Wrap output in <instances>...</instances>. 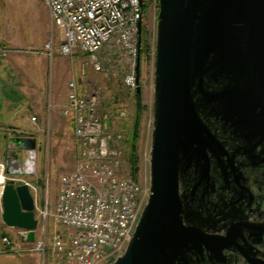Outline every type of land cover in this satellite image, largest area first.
<instances>
[{
    "label": "rangeland",
    "instance_id": "374dc122",
    "mask_svg": "<svg viewBox=\"0 0 264 264\" xmlns=\"http://www.w3.org/2000/svg\"><path fill=\"white\" fill-rule=\"evenodd\" d=\"M143 2L146 9L142 21L141 40L144 36L149 49H145L143 54L140 49V84L147 108L142 116L138 143L140 161L137 180L146 191L144 205L146 209L152 185L151 155L157 109V49L163 3L162 0ZM214 20L218 22L217 19ZM213 35L214 33L211 35L212 38ZM53 37L54 52L50 54L46 44ZM62 38L63 30L53 31L49 10L43 0H0V67L7 68L8 75L12 77L9 82L12 81L14 85L9 86H12L10 90L14 91L18 98L16 100L23 97L22 85H25L27 90L26 96L29 95L27 102L30 107L15 113V124L22 125L15 126V129L32 134L38 140L34 171L25 172L22 169L17 174H7L5 147L9 143H6L7 139L3 132L9 136V131L0 130L2 132L0 165H5L3 176L6 181L14 178L17 183L31 184V191L36 201V217L39 225L45 222L48 236L45 257L34 256L27 252L26 243L21 241L18 228L9 227L2 220L0 195V264H62L53 252L52 234L55 230L63 231V228L56 225L52 213L58 199L61 174L76 168L77 145L70 117L65 115L62 107L59 108L57 101L60 96H64L71 80L80 82L83 79L81 83L84 89L92 87L99 91L102 116L109 117L113 129L122 133L124 137L121 142L123 154L118 169L119 174L132 176L128 148L136 108L135 95L131 94L124 84V77L128 72L127 66L121 61V55H115L113 58L109 57V61L106 60L103 71L96 72L88 56L75 58L76 56L62 55L59 52ZM83 64L86 66L85 75H83ZM8 93L11 95L10 91ZM122 112L126 114L124 118L121 116ZM34 116L37 117L36 120L32 119ZM19 153L24 168L29 155L26 150H21ZM46 210L48 216L44 219ZM5 236L11 239L12 245L5 244ZM128 246L124 251L101 264L115 262L126 252Z\"/></svg>",
    "mask_w": 264,
    "mask_h": 264
},
{
    "label": "water",
    "instance_id": "95a60500",
    "mask_svg": "<svg viewBox=\"0 0 264 264\" xmlns=\"http://www.w3.org/2000/svg\"><path fill=\"white\" fill-rule=\"evenodd\" d=\"M162 3L151 194L128 249L111 264H174L193 238L191 233L196 231L186 227L180 217L181 156L187 152L190 129L205 127L192 97L194 69L203 68L211 54H215L213 63L221 64L223 71L231 74L235 62L246 57L264 94V0H162ZM141 34L142 23L140 47ZM141 92L140 84L138 93ZM222 94H229V90ZM6 139L7 174H17L20 150L37 149L38 140L24 131H14ZM1 201L3 222L9 227L26 229V240L35 242L39 220L29 184L9 178Z\"/></svg>",
    "mask_w": 264,
    "mask_h": 264
},
{
    "label": "built area",
    "instance_id": "2783aa9c",
    "mask_svg": "<svg viewBox=\"0 0 264 264\" xmlns=\"http://www.w3.org/2000/svg\"><path fill=\"white\" fill-rule=\"evenodd\" d=\"M43 2L48 7L53 31L63 30L59 52L71 57L78 52L87 55L96 72L105 69L109 57L121 55V61L128 68L125 87L135 95L140 86L137 67L144 16L142 1ZM53 39L46 44L50 54L54 52ZM100 100L98 90L90 87L82 92L76 80L69 82L64 113L73 125L77 164L73 171L61 174L58 199L52 213L56 225L63 228L52 234L53 252L62 264H101L124 251L134 237L146 203V191L140 183L130 175L119 174L124 137L113 129L109 117L102 116ZM121 116L124 118L126 114L122 112ZM36 150H26L29 155L27 167L23 168L20 162L19 172L22 169L26 172L29 161L34 162ZM34 166L35 162L30 171H34ZM44 215L47 219V210ZM17 230L26 240L28 231ZM4 242L12 245L8 236L4 237ZM47 242L44 222L37 229L33 249L45 257Z\"/></svg>",
    "mask_w": 264,
    "mask_h": 264
},
{
    "label": "flooded vegetation",
    "instance_id": "af4514ba",
    "mask_svg": "<svg viewBox=\"0 0 264 264\" xmlns=\"http://www.w3.org/2000/svg\"><path fill=\"white\" fill-rule=\"evenodd\" d=\"M214 59L193 71L205 127L181 156L180 217L196 231L174 264H264V94L246 57L231 74Z\"/></svg>",
    "mask_w": 264,
    "mask_h": 264
},
{
    "label": "crops",
    "instance_id": "0c3cea01",
    "mask_svg": "<svg viewBox=\"0 0 264 264\" xmlns=\"http://www.w3.org/2000/svg\"><path fill=\"white\" fill-rule=\"evenodd\" d=\"M50 14V13H49ZM51 17V16H50ZM85 54H82L81 52L76 53V57L75 58H80L81 56H83ZM87 56V55H86ZM115 55H112L111 58H113ZM7 76H6V73ZM9 79H12V77H10L8 75V70L7 68L4 67H0V128H4V129H0V130H8V134L10 136V134L12 135L14 133V131H20L17 129H15V126H22L20 124H15V113L16 111L20 112L21 110H23L24 108H29V102H27V100H29V98L27 99L26 96L27 90L25 89V85L23 86L22 89V95L21 98H19V100H16L18 98H16L17 96H15L14 91H11V87L9 85H14V83L12 81L9 82ZM83 80V79H82ZM82 80L80 82H78L79 86L81 87L82 92H85L86 89H84L82 87ZM8 91L11 92V95L8 93ZM17 95V94H16ZM68 97H69V88L68 90L64 93V96H60L59 100L57 101L59 108L62 107V109L64 110V108L67 106L68 104ZM6 127V128H5ZM21 132V131H20ZM0 135H2V132H0ZM3 135H6L5 132H3ZM7 146V144H6ZM22 242L26 243V248L25 250L27 252H29L32 255H38L40 256V252L36 251L33 249L34 247V242H28L27 240H24L21 238ZM30 243V245H28Z\"/></svg>",
    "mask_w": 264,
    "mask_h": 264
},
{
    "label": "trees",
    "instance_id": "16d2710c",
    "mask_svg": "<svg viewBox=\"0 0 264 264\" xmlns=\"http://www.w3.org/2000/svg\"><path fill=\"white\" fill-rule=\"evenodd\" d=\"M143 37L144 36H142V44L140 48L142 54L145 51V49L147 50L149 49ZM134 101H135V108H136L135 114L136 115H135L134 122H133V129H132L131 137H130L131 139L129 140L128 158H129V163L131 165V175L137 180L138 171H139V161H140L138 143L140 139L142 116L147 108V106L144 104V101H143V89L141 93H138V91H136L135 96H134Z\"/></svg>",
    "mask_w": 264,
    "mask_h": 264
},
{
    "label": "bare ground",
    "instance_id": "6f19581e",
    "mask_svg": "<svg viewBox=\"0 0 264 264\" xmlns=\"http://www.w3.org/2000/svg\"><path fill=\"white\" fill-rule=\"evenodd\" d=\"M34 165V162L32 160L29 161L28 163V168L27 170H32L31 168L33 167ZM4 171H5V168L3 165H0V191L2 192L3 189H4V183H5V179H4ZM15 176V175H14Z\"/></svg>",
    "mask_w": 264,
    "mask_h": 264
}]
</instances>
